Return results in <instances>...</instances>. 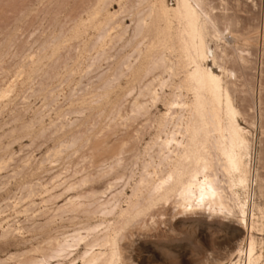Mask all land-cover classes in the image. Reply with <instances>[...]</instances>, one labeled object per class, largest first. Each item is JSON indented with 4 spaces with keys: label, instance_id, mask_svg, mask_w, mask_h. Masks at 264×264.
<instances>
[{
    "label": "rangeland",
    "instance_id": "rangeland-1",
    "mask_svg": "<svg viewBox=\"0 0 264 264\" xmlns=\"http://www.w3.org/2000/svg\"><path fill=\"white\" fill-rule=\"evenodd\" d=\"M100 1L42 0L41 2V0H0V234L3 233V229H5L7 233L10 231V237L8 233L7 238L8 242L0 239V259H4V257L10 253H20L22 251H27L26 255L32 257L34 256L33 251H31L33 250L32 247L36 246L37 248L39 247V249H47L49 246L52 247L54 243H56L54 241L58 239V241H60L61 238L67 236L66 233L72 234V230L77 231V229H79L78 232L82 234V231L86 232L85 229L90 227V225L93 227L98 226L97 228L102 227L99 230L96 228L99 232L100 230L101 232H104V230L108 232L109 230V233H112V229H114L116 233L119 231L117 234L122 235L120 238L122 239L121 243L119 244L120 241H118L120 261L127 263L224 264L234 256V251L238 246L244 247V238H246L248 232L252 234V236L254 235L257 249L264 250L262 249L264 248V196L260 194L256 182L252 183L251 186L253 198L255 203L263 211H255L253 218L255 227L251 231L246 230V228L234 218L205 216V214L203 215L198 212L183 213L182 215L180 209L173 206L172 199L166 203L162 200V204L161 200L155 201L157 204L155 203V205L153 204L151 206H155L156 208L149 206V208L152 209L150 211L148 208V211L146 210L147 214L146 212L143 213V215H146H134L132 218H129V220L121 221V223L120 221L117 223L115 215H102L97 212V214L102 216H95L97 215L96 212L92 211L95 207L94 203L97 205L105 200L110 201L113 198V194L116 198V192H123L125 198L122 197V194L119 193V195L117 193L118 199L116 198V204H120L119 207L124 208L128 201L127 198H132V191L136 188L140 176L144 175L148 170H150L148 173H152L153 170H158V168H155L158 163L156 152H154L157 150L155 145L159 141V138L163 139L165 135L169 134L171 129L170 124L163 125L164 120L162 114L166 112L167 103L175 98L176 100H185V102H189V100L192 99L191 92L186 91L184 88L177 89L178 82L181 80L180 78H183L186 70L191 68L188 63L185 62L182 67L183 69L178 68L179 70H177L179 72L175 69L174 72H171L159 64L165 68L166 71L168 70L167 73L163 69L164 74H167L165 76L163 70L159 68L160 66H154L156 70L151 66V62H140L139 64V62L135 61V54L137 55L135 41L129 44L125 43L124 39L126 37L129 38L131 35V31L134 28V23L132 22L134 19L136 22L137 16L146 17L147 22L154 20L156 9L154 7L158 5L159 0H104L103 2H107L106 4ZM162 1L167 7L175 6V0ZM124 2L126 3L124 4ZM98 4L101 5L99 6ZM93 5L95 7H93V10L102 7L98 10L97 16L95 14L94 20L93 16L91 18L89 12L86 11L88 10L91 12L92 10L90 9ZM97 5L99 8L96 7ZM123 5L125 6L122 7ZM105 7H108V9ZM205 7L208 11L212 10L215 14L216 27L221 32L215 43L214 41L208 42V47L217 55V62H214L212 65L210 58H207L205 64H207V66L210 65V67H208L212 70L214 69L213 71L217 74H220L219 76H221L222 79L225 77L223 81L226 82L228 80L233 103L238 110L236 120L238 124L244 128V131H246L250 142L251 150L249 149L250 155L248 161L249 177L251 176L250 178H257L261 181L263 180L262 183H264V0H205ZM31 8H34L35 11ZM104 9L107 12H105ZM118 9L120 11H118ZM150 9L152 10V15L147 17L146 15L149 13ZM100 10L102 13L100 12L99 14ZM28 11L30 13H28ZM82 12L85 13V15L82 14ZM103 12L105 13L104 15ZM135 12H138V14ZM109 13L111 14L108 15ZM133 14H136L134 15L136 16L135 18ZM105 15L111 17L108 18L107 16L105 19L106 21L103 20L104 18L98 19V17L102 18L105 17ZM80 16L81 18H79ZM85 16L91 21L90 23L86 20ZM76 19L80 21L78 22ZM117 19L120 20L121 23H116ZM53 20L58 21L55 22L56 24L58 23L56 29ZM113 20L114 22H112ZM82 21L87 26H84ZM93 21L97 22V25ZM99 21H101V23L103 21V32ZM104 22H107V27L110 24L108 30L111 29V31L107 30ZM72 23L76 25L72 26ZM93 24L94 28L101 31V34H104L106 31L108 32L104 35L111 32L109 33L110 35L108 34L109 38L108 35H106L105 38L103 37L105 40L101 39L103 42L98 39V36L101 34L96 33L98 31L94 30ZM103 24H105L106 30ZM115 24L116 26L118 24V28H114ZM89 25L92 26L89 27ZM83 26L87 27V29H83ZM70 27L72 30H70ZM120 27H124L127 32H125V35L120 39L115 36V38H117L116 41L114 35H116L117 30L121 29ZM77 28H82L80 29V33H85L83 34L84 37L79 33ZM89 29H93V31H89ZM82 30L84 32H82ZM89 32H91V35ZM55 33H58L61 39ZM74 33L75 36H73ZM63 35H65L68 41L66 38H63ZM85 35L89 37V40ZM76 36L79 38L77 39ZM111 36L113 40H111L110 43H113L112 41L115 42L109 46V40L112 39ZM51 37L55 39L58 37V41L54 39L56 42H54V44L52 43L53 45L50 43V40L54 41ZM75 37L76 40H74ZM79 40L81 41L80 44H78L80 42ZM43 41L47 44L43 45ZM60 41L63 43H60V45L58 44V46L57 42L59 43ZM88 41L91 42L89 43L90 47L88 46ZM97 42L102 43H100V46H97ZM104 42L108 44H104ZM212 42L213 44H211ZM49 43L51 45L50 47H48ZM82 43H85V46ZM65 45H67V47ZM101 45L103 46L101 50H99ZM107 45L108 47H104ZM114 45L115 47H112ZM144 45H146V42H144ZM144 45H142V47L139 46V48L143 50L145 48ZM52 46H56V48L60 47L61 49H55L52 48ZM44 47L49 48V50ZM86 47L89 48L86 49ZM91 47H93L92 50L90 49ZM215 47L219 49L217 50ZM50 48L53 50H50ZM74 48H77L79 51H75ZM83 48L85 50H83ZM45 49L46 52H43ZM97 50L100 52L98 51L97 53ZM127 50L129 52H127ZM216 50L218 53L215 52ZM48 51H52V53ZM53 51H55V53ZM84 51H87L89 55ZM90 51H92L91 54L89 53ZM39 53L40 55L44 53L47 60H44V56L38 55ZM78 53L80 55H78ZM106 53L108 54L106 55ZM165 53L172 61L176 59V54L174 52H171L173 53L172 55L170 54L171 56L169 52L166 51ZM22 54H25L24 56H26V54L28 55L24 58ZM85 54L86 56L84 57ZM99 54H103L104 56H100ZM21 55L24 58L23 60H20L22 59ZM35 55L41 58L40 62H37L40 58L34 57ZM48 55L51 56V58L48 57ZM52 55L58 60L56 61V59H53ZM94 55L96 56L94 57ZM73 56H75V58ZM127 56H129V64L128 62H124ZM32 57L35 58L34 60L36 62ZM219 58L221 59V61L219 60L220 65L218 63ZM26 59L29 62L26 61ZM114 59L117 60V63ZM31 60L32 63L30 62ZM68 60L69 62H67ZM88 60H90V63ZM166 63L167 62H165V64ZM169 64L171 65L173 62H168V65ZM214 64L218 66V68ZM89 65L92 66L90 67ZM118 65H121V67ZM136 66H140L139 68L141 69L137 68L136 70ZM116 68L127 69L125 72L123 71V73L122 70L119 69V72H117L118 70ZM142 69L145 72H143ZM136 71L139 76L136 74ZM139 71H142V75ZM152 71L155 72L153 75L151 74ZM147 73L148 75H146ZM144 74L147 76L146 79ZM155 74H157V79ZM159 74L161 75L159 76ZM229 74H231V77L228 79ZM116 75L118 77L120 76V79ZM127 75L128 77L130 76L131 79L128 80ZM170 77H172L171 80ZM102 78H104L103 80H105V82H103ZM134 78L137 80L134 81ZM152 78L153 81L151 80ZM159 78L160 80H158ZM165 78L167 81H165ZM168 79L171 82L174 81L169 83ZM126 80L131 83L128 84ZM154 80L157 82L159 81L158 84L156 82L155 85H152V83H155ZM148 83L150 85L148 87H151L150 90L146 87ZM165 84H168V87L170 84L174 86L176 84V86L174 87L171 85L169 87V89H171L169 90L167 85L165 87ZM144 85L148 89L145 90V92H143L145 88L143 87ZM151 85L154 87V91L156 90L155 88L158 89L156 90L158 97L156 98V101H158L156 103L155 99L149 98L151 94H149V96L147 95L153 92L151 91ZM9 87H11V89ZM167 90L172 93H169ZM145 93L148 99H151L150 101L154 100V102L152 101L155 104H153L154 106L151 105V102H148L146 95L144 97ZM170 94L171 96H169ZM185 96H188V100ZM140 106L142 108H140ZM137 111L139 112L137 113ZM41 130H43L42 133ZM39 132L41 135L45 133L41 136ZM67 135L69 137H67ZM154 137L155 139H153ZM70 141L73 143L74 141L76 142L74 144L71 143V145ZM104 143L107 145H104ZM68 145H71L69 147L70 149L67 147V150H65V146ZM152 145L155 147H152ZM151 148L154 149L152 150ZM147 149H150V151ZM56 150H58V152L60 151L58 155ZM148 152H150V154ZM120 154L121 156L116 159ZM102 155L103 157H101ZM120 164L123 168H119ZM140 168H142V170ZM161 169L164 171L165 168ZM119 172L121 173L120 176ZM116 173L118 175H116ZM101 174L104 175L102 176ZM124 176L128 179L126 177L125 179ZM81 178L86 179L84 180L86 182ZM123 183L125 187H123ZM104 185L107 188H105V190ZM122 187L124 189L121 192ZM96 192L99 195L100 193L102 194L96 196L98 198H95ZM238 192L240 195L242 194L241 191ZM85 195H88V197L86 198ZM90 195H92L93 198L90 197ZM71 196L73 198L74 196L76 197L74 203L77 201L76 203L81 207L78 206V210L75 209L72 211L66 208V211L63 209L65 213L60 212L62 209L56 207L65 205V203H67L66 199L69 200L71 198V200H74ZM240 197H242V195ZM84 201L86 204H90L86 205ZM124 203L125 205H123ZM164 203L165 206L163 205ZM87 207L88 210L86 211ZM79 209L81 210L79 211ZM86 215H89V217ZM91 215H93V217ZM137 216H139L138 221L136 220V218L138 219ZM130 220H133L132 222L135 220V222L132 224ZM120 225H122V230ZM124 227L128 228L123 232ZM12 230H15V233ZM260 244H262V246H260ZM81 250L82 246L79 247L78 251ZM37 254L35 255L37 256Z\"/></svg>",
    "mask_w": 264,
    "mask_h": 264
},
{
    "label": "bare ground",
    "instance_id": "bare-ground-1",
    "mask_svg": "<svg viewBox=\"0 0 264 264\" xmlns=\"http://www.w3.org/2000/svg\"><path fill=\"white\" fill-rule=\"evenodd\" d=\"M98 1H100V0H98ZM103 1L104 0H102L100 2H103ZM41 2H42V0H41ZM93 3H94V1H93ZM103 3H105V2H103ZM125 3L126 2H124V4ZM37 4H40V3H37ZM90 4H92V3H90ZM154 4H155V2H154ZM174 4H175V6H173V7H169V6L167 7L163 3L162 0H159L158 5H156L157 7L156 6L154 7V8H156L155 9L154 20L153 21L150 20V22H147L146 17H138V16H137V19H136V22H135L134 18L136 16H134V15H136V14H133L134 21L132 23H134V28L131 31L132 33L129 36V38H127L125 36L126 38L124 40H125V43H127V44L131 43L132 41H135V46H136L135 50H136L137 55L135 54L136 57L134 59H135L136 62H139V64H140V62H145V63L146 62H151V64H152L151 66H153V68H154V66L156 67V66L162 65L163 67H165L166 69L170 70L171 72H174V69L177 70L178 68H182L184 66L185 62L188 63L191 66V68L186 70V72L184 73L183 78H180L181 76L179 75L180 76L179 78L181 80L178 82L177 89L178 88H184L186 91L191 92V94H192L191 98L192 99H190L189 102H185V100L184 101H182L180 99L176 100V98H175L174 100L171 99V101L168 102V103L166 102L167 103V109H165L166 112L164 111L165 113H163V114L161 113L163 115V120H164L163 125L170 124L171 125V129L169 131V134L165 135V137H163V139L159 138V141L157 142V144L155 143L156 147L154 145H152V147L154 146L155 148H157V150H155L154 152H156V156L158 158V163L156 164V167H155V168H158V170H153L152 173H148V171H150V170H148L144 175L140 176V178H139V180H138V182L136 184V188H134L133 191H132V194H133L132 198L131 197L127 198L128 201H127L126 205H125V203L123 204V205H125L124 208L119 207L120 204L119 205L116 204V198L118 199L117 193L118 194L120 193V192H116V198L114 197V194L112 193L113 194V198L110 201L109 200H105V201H103V202H101V203H99L97 205H96V203H94L95 207L92 209V211L93 212L95 211L96 214L98 212V213H100L102 215H107V214H110L112 216L115 215L116 218H117V219L115 218L117 223L119 221L121 223V221H126L127 219L129 220V218H132V216H134V215H141L142 216L143 213L146 212V210L148 211L149 206H151L153 204L155 205V203L158 200H161V204H162V200L166 203L170 199H172L173 206L176 207L177 209H180V212H181L182 215H183V213H196V212H198V213H201L203 215L205 214V216H221V217H224V218H232V219L234 218L241 225H243L246 228V230L251 231L255 227L254 224H253L254 223L253 222V218H254V215H255V211L256 212H262L263 211L261 208H259V206L254 201L251 186H252V183L256 182L260 194H262L264 196V183H262L263 180L261 181L260 179H257V178L255 179L253 177L250 178L251 176L249 177V162L248 161H249V155H250L249 154L250 142H249V139L247 137L246 131H244V128H242L238 124V122L236 120V116H238L237 115L238 114V110L234 106L233 98H232V95H231V90L229 89V85H228L229 84L228 80L226 78L227 81L226 82L223 81L225 77H223V79H222V77L219 76L220 74H217L216 72H214L213 71L214 69L212 70L211 68H209L210 65H208L209 66L208 67L207 64H205L207 58L208 59L210 58V61L212 62V65H213L214 62H217V55L213 51H211V49L208 47L209 46L208 42L214 41V43H215V41H217L216 39L221 34V32L216 27V23H215L216 22V19H215L216 16L212 12V10L211 11L207 10V8H206L207 6L205 7V0H175ZM98 5L96 6L97 8H99ZM124 6L125 5H123L122 7H124ZM93 7H94V5L91 7V9L89 8L90 10H92L91 12L86 10V9L85 10L87 12H89V16L91 18L93 16V20H94L95 19V17H94L95 14L97 16L98 10L101 9L102 7L99 8V9H94V10H93ZM105 8L108 9V7H105ZM208 9H210V8H208ZM32 10L35 11L34 8ZM118 11H120V10L118 9ZM100 12H101V10L99 11V14H100ZM105 12H107V11L105 10ZM28 13H30V12L28 11ZM135 13L138 14V12H135ZM82 14L85 15V13H83V12H82ZM104 14L105 13L103 12V15ZM110 14L111 13H109L108 15H110ZM140 14H142V13H140ZM103 15H100V16H103ZM150 15H152V10L151 9H150L149 13L146 16L149 17ZM107 16L105 15V17H102V18L98 17V19H103L104 18L103 20L106 21L105 19H106ZM110 17L108 16V18H110ZM24 18H25V15H24ZM79 18H81V16ZM78 19H76V21L79 22L80 20H78ZM83 19H85V18H83ZM113 19H114V17H113ZM20 20H22V19H20ZM86 20L89 21L87 19V17H86ZM114 20L112 22H114ZM109 21H111V20H109ZM116 21H117L116 23H118V22L121 23V21L118 20V19ZM55 22H58V21L56 20L53 23V24H55V29H56V25H58V23L56 24ZM90 22L91 21H89V23ZM93 22L96 23V25H97V22H95V21H93ZM99 22H100L99 24H101V29H102L103 21H102V23H101V21H99ZM107 22H104V23L106 24ZM85 23H88V22H85ZM80 24H81V22H80ZM82 24L84 26H87L86 24H84V22ZM105 24H103L104 25L103 27L106 30V27H107L108 24H106V27H105ZM73 25L74 24L72 23V26ZM90 26H92V25H89V27ZM112 26H111V28H112ZM80 27H82V26H80ZM99 27H97V28H99ZM109 27H110V24L107 27V30L109 29ZM93 28H94V24H93ZM114 28H118V24H117V26L115 24ZM120 28H121L120 30L116 29L117 33H116V35H114V38L116 36L118 39H120V38H122L125 35V32H127L124 27L123 28L120 27ZM77 29L79 30V33H80V29H82V28H80V29L77 28ZM83 29H87V27H84ZM52 30H54V29H52ZM70 30H72V28ZM94 30H97V29L94 28ZM75 31L78 33V31L76 29H75ZM75 31H73V32H75ZM89 31H93V29H91V30L89 29ZM103 31L104 30L102 29V32ZM108 31H111V29L108 30ZM108 31H106V32H108ZM225 31H226V29H225ZM53 32H56V31H53ZM68 32H70V31H68ZM73 32H72V34H73ZM82 32H84V31L82 30ZM100 32L101 31H98L96 33L98 34ZM106 32H104V34ZM96 33H94V34H96ZM109 33H111V32H109ZM83 34H85V33H83ZM83 34H81V35H83ZM89 34L91 35V32H89ZM104 34H101V35H104ZM108 34H106V35H108ZM56 35L59 37L58 33ZM101 35H99V36L97 35L99 37V38L98 37L97 38L100 39V40L101 39L105 40L104 38H105L106 35H104V36H101ZM109 35H108V38H109ZM53 36H54V33H53ZM63 36H64L63 38L65 39L66 38L65 35H63ZM67 36H68V34H67ZM73 36H75V33H74ZM58 37H57V39H58ZM76 37H75L74 40H76ZM83 37H84V35H83ZM92 37H93V35H92ZM51 38H53V37H51ZM71 38H73V37H71ZM78 38L79 37H77V39ZM87 38L89 40V37H87ZM90 38H91V36H90ZM111 38H112V36H111ZM117 38H115L116 41H117ZM54 39L55 38H53V40ZM57 39H55V40L58 41ZM68 39H70V38H68ZM55 40L54 41L50 40V43L54 44V42H56ZM66 40H67V38H66ZM111 40H113V38L109 40V46H110V44H114V42H115V41H112L113 43H110ZM43 42H42L43 45L47 44L45 42H44L45 43L44 44ZM83 42H84V39H83ZM102 42H100V43H102ZM107 42H108V40H107ZM144 42H146V45H144ZM50 43H49L48 47L51 46ZM60 43H61V41L59 43L57 42V45L58 44L60 45ZM69 43H70V40H69ZM75 43H76V41H75ZM80 43H81V41L78 44H80ZM89 43H91V42L88 41V46L90 45ZM100 43H98L97 46L98 45L100 46ZM105 43L106 42H104V44ZM216 43H219V42H216ZM82 44L84 45L85 43H82ZM106 44H108V43H106ZM211 44H213V42ZM142 45H144V47H145L143 50L139 48V46L142 47ZM65 46L67 47V45H65ZM102 46L103 45H101L100 49L99 48L98 49L101 50ZM69 47H70V45H69ZM104 47H108V45L104 46ZM112 47H115V45L112 46ZM41 48H42V46H41ZM44 48H46V47H44ZM52 48L59 49L60 47L56 48V46H54V47L52 46ZM52 48H50V50ZM88 48L86 47V49H88ZM92 48L93 47H91L90 49L92 50ZM94 48H95V46H94ZM46 49L49 50V48H46ZM46 49L43 52H46ZM65 50H67V49H65ZM74 50L76 51L78 49L74 48ZM83 50H85V49L83 48ZM83 50H82V52H83ZM99 50H97L96 52L98 53ZM217 50L215 52H217ZM55 51H57V50H55ZM55 51H53V52L55 53ZM59 51H61V50H59ZM87 51H84V52L86 53ZM166 51L169 52V55L170 54L172 55L173 53H171V52H174L176 54V55L174 54L176 59L175 60L173 59L174 61H172L170 59V57L168 55H166V53H165ZM77 52H76V54H77ZM82 52H80V53H82ZM91 52L92 51H90L89 53L91 54ZM106 52H109V51H106ZM127 52H129V51L127 50ZM49 53H52V51L49 52ZM58 53H61V52H58ZM65 53H66V51H65ZM28 54H26V56ZM41 54L42 55H40V53H39L38 55L44 56L43 57L44 60H47L45 58L44 53H41ZM82 54H84V53H82ZM86 54H88V52ZM86 54L84 55V57L86 56ZM107 54L108 53H106V55ZM22 55H21L22 59H20V60H23L26 57V56H24L25 54L23 55L24 58H23ZM49 55H51V54H49ZM49 55H48V57L51 58V56H49ZM64 55H66V54H64ZM78 55H80V54L78 53ZM54 56H55V54H54ZM54 56L52 55V58L56 59V57L54 58ZM95 56L96 55H94V57ZM100 56H104V55L101 54ZM34 57L38 58L39 56L35 55ZM73 57L75 58V56H73ZM76 58H77V56H76ZM102 58H104V57H102ZM128 58H129V56L126 57V61H124V62H128V64H129L130 60L128 61ZM34 59L35 58H33V60ZM91 59H92V57H91ZM105 59H106V57H105ZM40 60H41V58L37 62H40ZM57 60L58 59H56V61ZM59 60H61V59H59ZM114 60H116V59H114ZM119 60H121V59H119ZM219 60L221 61L220 58L218 59V61ZM26 61H28V60L26 59ZM50 61H51V59H50ZM88 61L90 63V60H88ZM220 61L218 62L219 65H220ZM30 62L32 63V60ZM41 62H43V61H41ZM67 62H69V60ZM165 62H167L166 63L167 65L165 64ZM168 62H170V63L173 62V64H171V65L169 64L168 65ZM174 62H176V63H174ZM116 63H117V60H116ZM145 63H144V65H145ZM141 65H143V64H141ZM118 66L121 67V65H118ZM162 66H160L159 68H161L162 70L164 69L166 71V69L163 68ZM139 67L136 66V70ZM144 67H142V68H144ZM189 67H187V68H189ZM216 67L218 68V66H216ZM123 68L122 69L121 68L120 69L116 68V69L117 70L119 69V70H122V72L123 71L125 72L127 68H125V70ZM88 69H87V71H88ZM139 69H141V68H139ZM154 69H156V68H154ZM161 69H160V72L162 71ZM184 69H185V67H184ZM220 69H221V67H220ZM223 69H224V66H223ZM223 69H222V71H223ZM119 70L117 72H119ZM156 70H155V72H156ZM164 70H163V74H164ZM142 71L145 72L143 69H142ZM141 72H140V74H141ZM155 72L152 71L151 74L153 75ZM123 73H122V75H123ZM158 73H159V71H158ZM175 73H177V72H175ZM181 73H182V71H181ZM136 74H137V71H136ZM149 74H150V72H149ZM157 74H155L156 75V79L158 78ZM146 75H148V73ZM160 75L161 74H159V76ZM164 75L166 76L167 74H164ZM174 75H173V79H174ZM113 76H115V75H113ZM144 76H145V74H144ZM224 76H225V74H224ZM52 77H54V76H52ZM123 77H124V75H123ZM146 77L147 76H145V79H146ZM230 77H231V74H229L228 79ZM104 78H102V80ZM127 78H128V80L131 79L130 76L128 77V75H127ZM136 78H140V77H136ZM171 78L172 77H170V80H171ZM105 80H106V78H105ZM105 80H103V82H105ZM116 80H117V78H116ZM136 80L137 79H135L134 81H136ZM139 80H141V79H139ZM151 80L153 81V78ZM158 80H160V78ZM170 80H169V83H172L174 81L173 80L171 82ZM132 81H133V79H132ZM165 81H167L166 78H165ZM8 82H10V81H8ZM156 82L157 81H155L154 84L152 82L151 83H152V85H155ZM158 82H157V84H158ZM113 83H114V81H113ZM130 83L131 82H128V84H130ZM149 83H148V85L145 84V85H147L146 87L150 86ZM10 84H12V83H10ZM234 84H235V82H234ZM12 85H11V87H12ZM145 85L143 87H145ZM166 85L168 87V84H165V87H166ZM171 85L172 84H170V86ZM99 86H100V84H99ZM172 86H174V85H172ZM175 86H176V84H175ZM11 87H9V88L11 89ZM169 87H168V89H169ZM232 87H233V85H232ZM106 88H108V87H106ZM145 88H144L143 92H145V90H148L147 88L146 89ZM150 88H149V90H150ZM153 88L154 87L152 86V89ZM152 89H151V91H153V92L150 91L151 93H148L147 95L149 96V94H151L152 97L149 96V98L155 99V103H156V102H158V101H156L157 100L156 98H158L156 90H158V89L155 88L156 89L155 91H154V89L153 90ZM3 90H5V89H3ZM169 90H167V91H169ZM172 90H174V89H172ZM170 92L171 91H169V93ZM173 92H175V91H173ZM146 93H147V91H146ZM146 93L144 94V97H145ZM183 93L185 94L184 91H183ZM177 94H178V91H177ZM148 96L146 97V99H148ZM169 96H171V94ZM187 97H186V99L188 100ZM169 98H171V97H169ZM150 100L148 99V102H151L152 103L151 105L154 106L155 105L153 103L154 100H152L153 102L150 101ZM166 100H167V98H166ZM161 101H162V99H161ZM161 101H160V103H161ZM141 106H140V108H142ZM140 108H139V110H140ZM138 112L139 111H137V113ZM159 120H160V117H159ZM42 132H43V130H41V133ZM44 133L41 135L40 132H39V134L41 136H43ZM161 133H162V131H161ZM68 135H67V137H69ZM84 139H81V140H84ZM88 139H90V138H88ZM153 139H155V137ZM71 141H70V144L71 143L74 144L77 140L74 141V143L71 142ZM93 141H95V140H93ZM65 142H67V141H65ZM121 143H123V142H121ZM88 145H89V142H88ZM104 145H107V144L104 143ZM104 145H102V146H104ZM63 146H62V149H63ZM70 146L69 145L65 146L66 147L65 150H67V147L69 148ZM81 147H82V145H81ZM86 147H87V145H86ZM120 148H121V146H120ZM147 150L150 151V149H147ZM56 151H57L56 153L58 155V153L60 151L59 152H58V150H56ZM99 152H101V151H99ZM56 153H55V155H56ZM148 153L150 154V152H148ZM151 153H152V151H151ZM120 156H121V154L119 156H117L116 159L118 157H120ZM148 156H150V155H148ZM101 157H103V155ZM152 160H153V158H152ZM144 163H145V161H144ZM101 165H104V164H101ZM120 167H122L121 164H120L119 168ZM151 167H152V165H151ZM161 168H165L164 171H162ZM140 169L142 170V168H140ZM92 172H94V171H92ZM99 172H101V171H99ZM120 172H121V170H120ZM120 172H119V176L121 175ZM144 172H145V170H144ZM127 174H125V175H127ZM101 175L103 176L104 174H101ZM116 175H118V174L116 173ZM125 177L126 176H124V178ZM83 178H86V177H83ZM82 180L84 181L86 179H82ZM136 181H137V179H136ZM84 182H86V181H84ZM127 182H125V183H127ZM110 183H111V181H110ZM117 183H118V181H117ZM113 184H111V185L114 186ZM121 186H123V185H121ZM123 187H125V184H124ZM123 187L121 189V192L124 189ZM75 188H77V187H75ZM105 188H106V186L104 185V190H105ZM117 191H120V190H117ZM238 191H241L242 197H240L241 195L239 194ZM102 192H105V191H102ZM101 194L102 193H100V195ZM120 194H122V197H124L123 196V192L120 193ZM100 195L97 194V192H96V195L95 196L93 195V196L95 198H98L96 196H100ZM75 196H74V198L71 196L72 199H74V200H71V198L69 200L66 199L67 203H65V205H62L61 207H56V208H58V209L61 208L62 211H60V212H64V213L66 211L65 210L66 208H67V210H71V211L75 210V209L78 210L77 207L79 206V204L76 203L77 201L74 203V201H75V199L77 197V196L76 197ZM85 196H86V198L88 197V195H85ZM90 197H92V195H90ZM103 197H104V194H103ZM119 197H121V196H119ZM202 197H203V199H201ZM92 198H90V199H92ZM118 201H120V200H118ZM92 202H95V201H92ZM96 202H98V201H96ZM165 203L163 204L164 206H165ZM84 204H86L85 201H84ZM87 204L89 205L90 203H87ZM158 204H159V202H158ZM79 207H81V206H79ZM154 207H152V208H154ZM63 209L65 211H63ZM85 209H83V210H85ZM151 209H150V211H151ZM80 210L81 209H79V211ZM87 210H88V207H87L86 211ZM81 213L84 214L83 212H81ZM100 214H97L95 216H98ZM146 214H147V212H146ZM146 214H144V215H146ZM102 215H100V216H102ZM86 216L89 217V215H86ZM91 216L93 217V215H91ZM92 217H90V218H92ZM137 217H138V219L136 218V220L138 221L139 220V216H137ZM247 218H248V220H247ZM134 222H135V220H134ZM134 222H132V224ZM107 223H108V221H107ZM96 224H97V222H96ZM122 224H124V223H122ZM120 226H121V230H122V225H120ZM127 226H128V224H127ZM97 227L96 226L93 227V226L90 225V227H87L85 229L86 232L82 231L83 232L82 234L85 233L84 235H82L80 232H78L79 229H77V231H73L72 230V232H73V233L71 232L72 234L66 233L67 236H64V237L60 236V237H63V238H61L62 240L60 239V241H58L59 239L57 240V238H56L57 241H54L56 243H54V245L52 247L49 246V248H47V249H39V247L37 248L36 246H34V247H32L33 250H31L34 253L33 254L34 256H32V257L31 256L28 257L26 255L27 251H22L20 253H10L6 257H4V259H0V264H134L135 263V262L134 263H132V262L131 263H127V262H121L120 261V256H119V251H118V241H120L119 242V244H120L121 240H122L120 238L122 237V235H118L117 234V233H119V231L116 233V231L114 229H112V233H109V230H108V232L107 231L105 232V230L103 229L104 232H101V230L99 232L98 230L101 229L102 227H100V228H97ZM6 228H8V227H6ZM113 228H114V226H113ZM127 228L128 227H124L123 228V232ZM241 228H243V227H241ZM3 230H2L3 233L0 234V239H3V241H7L8 240L7 239L8 238V233H9V237H10V231H8V233H7V232H5V229H3ZM119 230H120V228H119ZM11 236H12V234H11ZM14 237H16V236H14ZM53 239H54V237H53ZM4 243H6V242H4ZM244 243H245L244 247H239L238 246L236 248V250L234 251V256L232 258H230L229 261L224 263V264H264V250L257 249V246H256L257 244H256V240H255L254 235L252 236V234H250L248 232V235H246V238H244ZM50 244H51V241H50ZM4 245H6V244H4ZM17 245H21V244H17ZM80 246H82V250L78 251ZM260 246H262V244H260ZM121 248H122V246H121ZM262 249H264V248H262ZM31 251H30V253H31ZM35 254H37V256ZM122 261H124V260H122ZM216 264H218V263H216Z\"/></svg>",
    "mask_w": 264,
    "mask_h": 264
},
{
    "label": "snow or ice",
    "instance_id": "snow-or-ice-1",
    "mask_svg": "<svg viewBox=\"0 0 264 264\" xmlns=\"http://www.w3.org/2000/svg\"><path fill=\"white\" fill-rule=\"evenodd\" d=\"M201 199H203V197Z\"/></svg>",
    "mask_w": 264,
    "mask_h": 264
}]
</instances>
